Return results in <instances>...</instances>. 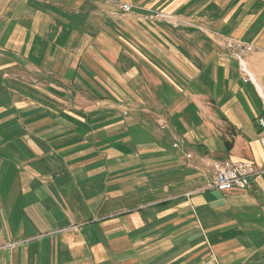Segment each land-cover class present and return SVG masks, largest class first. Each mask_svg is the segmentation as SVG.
I'll return each mask as SVG.
<instances>
[{"label": "crops", "instance_id": "obj_1", "mask_svg": "<svg viewBox=\"0 0 264 264\" xmlns=\"http://www.w3.org/2000/svg\"><path fill=\"white\" fill-rule=\"evenodd\" d=\"M262 95L264 0H0V264H264Z\"/></svg>", "mask_w": 264, "mask_h": 264}, {"label": "built area", "instance_id": "obj_2", "mask_svg": "<svg viewBox=\"0 0 264 264\" xmlns=\"http://www.w3.org/2000/svg\"><path fill=\"white\" fill-rule=\"evenodd\" d=\"M125 14L132 13L133 8L128 4H122L120 7ZM227 47L231 50L234 58L239 61L242 75L245 82H254L253 75H251L247 69L246 58L251 56L253 53L257 52V48L253 45H248L243 42H228ZM263 103L264 96L262 95ZM257 125L259 127V143L264 150V113L258 116ZM160 127L162 130H167L168 126L166 123H161ZM185 141L178 140L173 143V148L182 150L184 147ZM191 155H188V158H191ZM214 179L213 182L208 186V189L228 191V190H247L250 183L259 176L264 175V163L257 164L253 161L248 160H222L217 161L214 164ZM203 264H219V260L215 255H211L206 262Z\"/></svg>", "mask_w": 264, "mask_h": 264}, {"label": "rangeland", "instance_id": "obj_3", "mask_svg": "<svg viewBox=\"0 0 264 264\" xmlns=\"http://www.w3.org/2000/svg\"><path fill=\"white\" fill-rule=\"evenodd\" d=\"M121 6H122V5H121ZM121 6H120V7H121ZM120 7H119V8H120ZM120 9H121V8H120Z\"/></svg>", "mask_w": 264, "mask_h": 264}]
</instances>
